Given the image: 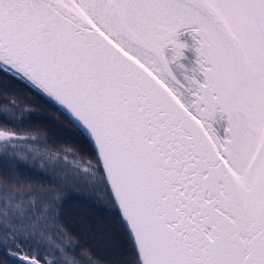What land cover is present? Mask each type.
Wrapping results in <instances>:
<instances>
[{"label":"snow or ice","instance_id":"obj_1","mask_svg":"<svg viewBox=\"0 0 264 264\" xmlns=\"http://www.w3.org/2000/svg\"><path fill=\"white\" fill-rule=\"evenodd\" d=\"M0 99V264H264V0H0Z\"/></svg>","mask_w":264,"mask_h":264},{"label":"rangeland","instance_id":"obj_2","mask_svg":"<svg viewBox=\"0 0 264 264\" xmlns=\"http://www.w3.org/2000/svg\"><path fill=\"white\" fill-rule=\"evenodd\" d=\"M18 104V103H17ZM16 109L17 119L14 122L16 128L22 133L21 139H27L26 135L23 133H33L34 135L39 136V141L36 144L37 147L43 148L45 145L51 147L53 145L60 146L63 144H76L78 143L77 137H75L70 129L65 125L60 127L55 122L49 119V116L44 117V119H34L35 113L39 112L34 106H21L18 104ZM37 111V112H36ZM4 124V118L0 116V127ZM26 126V127H25ZM33 126L34 128H27ZM8 167V161L0 157V172H3L4 169ZM20 167L27 171V176L21 175V178L24 180H31L33 183H40L39 178L33 175L34 172H39V164L32 163H21ZM81 206L73 202L68 205L66 209V218H68L73 223L78 222L80 219Z\"/></svg>","mask_w":264,"mask_h":264},{"label":"trees","instance_id":"obj_3","mask_svg":"<svg viewBox=\"0 0 264 264\" xmlns=\"http://www.w3.org/2000/svg\"><path fill=\"white\" fill-rule=\"evenodd\" d=\"M15 95L14 98L17 100V103L21 106L29 107L34 106L39 112L35 113L34 119H44V117L49 116V119L55 122L60 127H64V125L70 129L71 133L77 137L79 140L80 136L79 133L75 128H73L69 122L61 116L59 113H56L54 109L48 107L45 102L38 96L34 95L30 91H28L26 88H23L22 86H14L11 90ZM12 98V97H10ZM0 103H3L2 99H0ZM47 115V116H46ZM26 127V126H25ZM27 128H34L33 126L27 127ZM20 174L23 176H27V171H22Z\"/></svg>","mask_w":264,"mask_h":264}]
</instances>
